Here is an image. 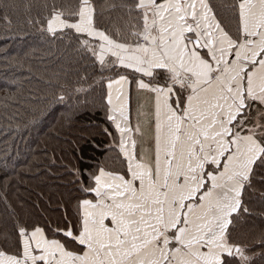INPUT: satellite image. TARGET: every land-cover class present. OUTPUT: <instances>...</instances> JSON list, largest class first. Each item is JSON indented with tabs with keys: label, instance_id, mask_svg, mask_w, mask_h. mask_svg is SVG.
<instances>
[{
	"label": "snow or ice",
	"instance_id": "snow-or-ice-1",
	"mask_svg": "<svg viewBox=\"0 0 264 264\" xmlns=\"http://www.w3.org/2000/svg\"><path fill=\"white\" fill-rule=\"evenodd\" d=\"M23 7L84 65L51 103L99 94L104 159L66 166L53 212L9 206L0 264H264V228L248 225V197L264 199V0Z\"/></svg>",
	"mask_w": 264,
	"mask_h": 264
},
{
	"label": "trees",
	"instance_id": "trees-1",
	"mask_svg": "<svg viewBox=\"0 0 264 264\" xmlns=\"http://www.w3.org/2000/svg\"><path fill=\"white\" fill-rule=\"evenodd\" d=\"M28 3L38 5L43 0L0 2V7L20 5L9 10L11 25L0 24V227L9 206L53 212L67 191L66 166L104 159L100 96L90 94L71 108L51 103L57 86L74 82L85 68L72 48L45 40L27 23L23 5ZM34 115L43 124L28 131L24 126ZM248 203L253 210L248 225L264 228L259 190L252 191Z\"/></svg>",
	"mask_w": 264,
	"mask_h": 264
}]
</instances>
